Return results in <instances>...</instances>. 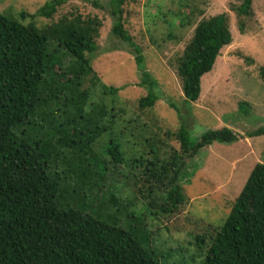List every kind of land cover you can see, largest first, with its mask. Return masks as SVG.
<instances>
[{
	"label": "trees",
	"instance_id": "obj_1",
	"mask_svg": "<svg viewBox=\"0 0 264 264\" xmlns=\"http://www.w3.org/2000/svg\"><path fill=\"white\" fill-rule=\"evenodd\" d=\"M66 1L47 0L19 15L0 9V264H162L160 233L130 209L142 203L138 208L156 215L180 212L184 182L195 174L186 159L243 135L225 125L193 140L182 123L176 132L166 129L180 145L168 147L149 123L122 116L120 88L102 81L94 67L103 19L73 11L54 18ZM89 1L111 16V33L135 57L140 84L148 89L138 108H152L161 97L159 81L124 23L126 6L136 0ZM254 1L232 6L242 32ZM37 18L49 22L40 25ZM232 41L225 12L196 25L176 67L191 108L202 77ZM259 74L264 83V65ZM240 109L247 115L249 103ZM262 134L264 125L246 132ZM70 150L73 161L66 158ZM116 186L122 200L123 187L139 191L140 197L127 199L126 225L95 206L104 190L116 200L110 195ZM210 225L195 236L207 248L203 264H264V162L255 164L223 223Z\"/></svg>",
	"mask_w": 264,
	"mask_h": 264
},
{
	"label": "rangeland",
	"instance_id": "obj_2",
	"mask_svg": "<svg viewBox=\"0 0 264 264\" xmlns=\"http://www.w3.org/2000/svg\"><path fill=\"white\" fill-rule=\"evenodd\" d=\"M46 1L0 0V9H13L19 15L23 10L36 11ZM240 2L136 0L126 6L125 26L142 45L148 70L159 81L161 97L145 111L138 108V99L148 89L140 84L135 57L127 44L111 33V16L89 0H67L54 17L73 11L103 19L99 48L95 52V69L102 81L120 88L116 105L118 108L124 106L122 116L138 117L142 123H149L168 147L179 148L180 145L173 136L166 135V129L176 132L182 123L190 128L193 140L207 129L225 125L243 135L230 144L216 141L186 159L188 170H195V174L189 182H184L187 200L180 212L156 215L149 208H138L143 205L141 200L138 207L130 209V214L142 215L150 227L160 233L157 253L162 264H203L207 248L201 247L195 236L209 223L212 224L209 227L223 223L255 164L264 162V134L246 136L247 131L264 125V83L259 74L260 66L264 65V0L254 1L253 13L245 18L244 32L239 28V16L232 7ZM222 12L228 14L233 41L223 47L214 69L202 77L201 96L191 108L185 103L177 61L198 22ZM37 22L43 25L49 19L37 18ZM105 96H110L108 101L112 97ZM244 101L250 105L247 115L240 109V103ZM66 158L73 161L76 156L70 150ZM117 189L116 186L110 192V195H118L116 200L107 196L104 190L95 206L103 209L105 214L117 215L126 225L130 222L127 199L134 194L135 198L140 197L139 191L135 188L132 192L131 186L123 187L121 195L125 200H122L118 199Z\"/></svg>",
	"mask_w": 264,
	"mask_h": 264
}]
</instances>
